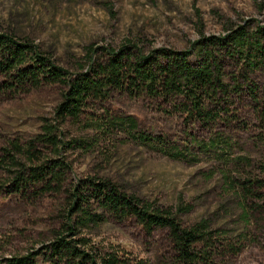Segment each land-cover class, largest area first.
<instances>
[{
    "label": "rangeland",
    "instance_id": "obj_1",
    "mask_svg": "<svg viewBox=\"0 0 264 264\" xmlns=\"http://www.w3.org/2000/svg\"><path fill=\"white\" fill-rule=\"evenodd\" d=\"M239 26L254 33L264 26V0H0V32L35 45L74 77L126 45L133 57L193 50L196 63L204 37L219 39ZM213 51L225 83L234 85L235 75L239 88L206 99L215 110L207 123L188 114L182 97L114 89L71 118L58 113L65 83L0 92V264L56 239L78 216L72 192L88 179L170 210L184 226L205 220L214 264H264V68L248 69L221 44ZM48 130L57 144L44 139ZM140 133L153 140L135 137ZM51 159L65 166L60 184L17 188L21 172L29 177L30 166ZM90 202L103 219L80 227V236L100 249L176 264L167 229L150 233L135 218L118 219ZM186 206L191 210H180ZM38 264L49 262L41 255Z\"/></svg>",
    "mask_w": 264,
    "mask_h": 264
},
{
    "label": "trees",
    "instance_id": "obj_2",
    "mask_svg": "<svg viewBox=\"0 0 264 264\" xmlns=\"http://www.w3.org/2000/svg\"><path fill=\"white\" fill-rule=\"evenodd\" d=\"M219 44L233 57L238 56L248 69L264 68V26L256 33L239 26L219 39L204 37L198 45L202 52L196 63L190 60L193 50L160 48L133 57L129 45H126L110 50L106 61L93 63L90 69L75 77L35 45L0 32V92L29 91L47 84L65 83L68 89L58 113L71 118H80L88 100H102L114 89L134 95L148 93L156 97H182L189 108L188 114H195L207 123L213 118L215 110L209 108L206 99L221 92L229 93V87H238L235 75L234 85L225 83L222 63L213 51ZM248 82L249 89L256 94V84ZM111 123L131 127L135 120L132 117H112ZM44 136L45 140L57 144L53 131L48 130ZM135 137L153 140L144 133ZM64 169L62 161L57 159L30 166L29 177H24L27 172L20 173L18 179L21 182L18 181L17 188H22L24 192L32 182L46 187H51L56 181L60 184ZM84 182L72 192V208L78 213L76 219H70L64 231L41 250L7 257L4 264H38L41 255L49 264H153L128 252L100 249L85 236L79 235L80 227L103 219L102 215L92 212L91 198H95L100 208L118 219L135 218L150 233L157 228L167 229L174 244L176 264H214L213 232L205 220L184 226L174 212L146 203L110 181L88 179ZM180 210L189 211L191 207Z\"/></svg>",
    "mask_w": 264,
    "mask_h": 264
}]
</instances>
